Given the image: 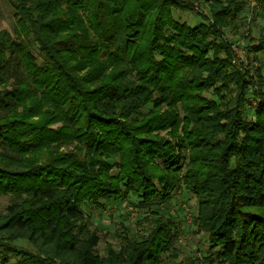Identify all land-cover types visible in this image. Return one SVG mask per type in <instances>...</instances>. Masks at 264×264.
<instances>
[{"label":"trees","instance_id":"16d2710c","mask_svg":"<svg viewBox=\"0 0 264 264\" xmlns=\"http://www.w3.org/2000/svg\"><path fill=\"white\" fill-rule=\"evenodd\" d=\"M10 3L0 264H264V29L247 46L261 62L253 73L225 37L244 1L210 0L212 17L196 25L174 16L194 9L185 0ZM180 187L197 199L194 232L215 259H177L165 207ZM128 196L158 201L150 227L100 255L87 204Z\"/></svg>","mask_w":264,"mask_h":264},{"label":"rangeland","instance_id":"374dc122","mask_svg":"<svg viewBox=\"0 0 264 264\" xmlns=\"http://www.w3.org/2000/svg\"><path fill=\"white\" fill-rule=\"evenodd\" d=\"M191 2L193 10H174V16L179 21H185L196 25L204 17L211 18L210 0H185ZM245 8L240 15V23L233 28L225 29V37L233 45L234 55L232 62L236 65H245L252 71L261 66L255 54L247 49L251 37H256L264 29V7L256 0H243ZM198 12V13H197ZM15 25L14 8L10 0H0V31L8 29L13 31ZM245 32L246 37L242 36ZM261 55V54H258ZM254 102V98L250 97ZM249 106V105H248ZM8 204V196L0 195V212L5 210ZM158 201L150 205L138 202L132 196L127 198L102 202V207L97 204H87L90 229H95L99 235L97 251L103 255L108 244L119 248L125 237H140L150 227L151 218L155 216L153 211L157 208ZM160 205H162L160 203ZM172 213L176 221L178 242L176 243L178 261L185 263L193 258H202L205 255L215 259V253L209 248L207 234L195 233L192 218L198 209V202L194 195L188 193L183 187L177 188L171 202L165 207ZM25 244V242L20 241ZM16 258L10 256V264H14ZM217 264V263H216Z\"/></svg>","mask_w":264,"mask_h":264}]
</instances>
